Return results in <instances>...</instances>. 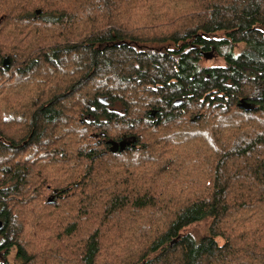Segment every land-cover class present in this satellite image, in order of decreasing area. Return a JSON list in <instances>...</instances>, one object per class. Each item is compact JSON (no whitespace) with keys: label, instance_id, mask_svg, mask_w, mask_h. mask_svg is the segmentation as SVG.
<instances>
[{"label":"trees","instance_id":"obj_1","mask_svg":"<svg viewBox=\"0 0 264 264\" xmlns=\"http://www.w3.org/2000/svg\"><path fill=\"white\" fill-rule=\"evenodd\" d=\"M0 222V264H264V0H0Z\"/></svg>","mask_w":264,"mask_h":264},{"label":"rangeland","instance_id":"obj_2","mask_svg":"<svg viewBox=\"0 0 264 264\" xmlns=\"http://www.w3.org/2000/svg\"><path fill=\"white\" fill-rule=\"evenodd\" d=\"M241 48L242 47L238 48V52L240 51ZM223 63H224L223 58L217 56V54H213L212 57L203 56V62H202L203 66H208V67H210V66H221V65H223ZM60 164L61 165L64 164V160H62V162H60ZM48 169L49 170L53 169V165L48 166ZM170 177H171V179L173 178V176H170ZM176 181L179 182L177 187H182L183 190H186L188 187L190 188L191 185L192 186L195 185L196 180L193 177H190V178H188V176L184 177V174H177L176 175ZM206 228H207V223H203V224H200L198 226L193 227V229L196 232H204ZM3 258L4 257L2 256L0 259L3 260ZM8 260L11 262H15L13 255L9 256Z\"/></svg>","mask_w":264,"mask_h":264},{"label":"water","instance_id":"obj_3","mask_svg":"<svg viewBox=\"0 0 264 264\" xmlns=\"http://www.w3.org/2000/svg\"><path fill=\"white\" fill-rule=\"evenodd\" d=\"M40 11H38V13H39ZM8 63V60H5V64H7ZM178 105H180L181 104V102L179 101L178 103H177ZM108 144L109 145H112V147H111V151L113 152V153H116V152H118V151H124L125 150V148H126V144L124 143V142H121V143H118V142H114V141H110V142H108ZM52 198L49 200V202H52ZM2 227H3V224H2V222H0V231H1V229H2Z\"/></svg>","mask_w":264,"mask_h":264},{"label":"flooded vegetation","instance_id":"obj_4","mask_svg":"<svg viewBox=\"0 0 264 264\" xmlns=\"http://www.w3.org/2000/svg\"><path fill=\"white\" fill-rule=\"evenodd\" d=\"M209 55L207 56V54H205L207 57H212V54L211 53H208ZM203 55V56H205Z\"/></svg>","mask_w":264,"mask_h":264}]
</instances>
